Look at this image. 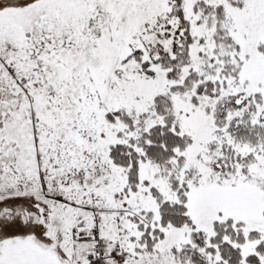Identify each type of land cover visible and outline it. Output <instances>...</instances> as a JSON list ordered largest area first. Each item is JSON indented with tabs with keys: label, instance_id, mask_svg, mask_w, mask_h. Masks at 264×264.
<instances>
[{
	"label": "snow or ice",
	"instance_id": "obj_1",
	"mask_svg": "<svg viewBox=\"0 0 264 264\" xmlns=\"http://www.w3.org/2000/svg\"><path fill=\"white\" fill-rule=\"evenodd\" d=\"M0 264H264V0H0Z\"/></svg>",
	"mask_w": 264,
	"mask_h": 264
}]
</instances>
